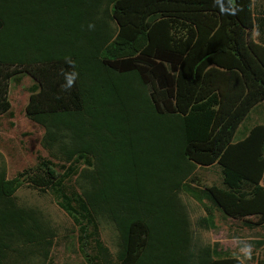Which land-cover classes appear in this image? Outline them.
Masks as SVG:
<instances>
[{"label":"trees","instance_id":"obj_1","mask_svg":"<svg viewBox=\"0 0 264 264\" xmlns=\"http://www.w3.org/2000/svg\"><path fill=\"white\" fill-rule=\"evenodd\" d=\"M18 67L38 82L26 115L62 163L0 168V264L19 245L47 255L38 214L16 203L24 184L51 191L81 238L113 227L112 262L96 238L87 264H242L194 247L178 195L202 206L206 230L213 208L264 224V124L238 129L264 101V0H0V114ZM41 69L75 79L41 84ZM214 164L223 187L186 186Z\"/></svg>","mask_w":264,"mask_h":264},{"label":"rangeland","instance_id":"obj_2","mask_svg":"<svg viewBox=\"0 0 264 264\" xmlns=\"http://www.w3.org/2000/svg\"><path fill=\"white\" fill-rule=\"evenodd\" d=\"M256 34L253 38L256 39ZM16 74L7 79V102L10 109L0 114V168L5 169L6 177L13 178L22 171L35 172L41 160H50L53 164H61L59 159L52 157L53 150L43 146L42 138L44 129L37 125L26 115L25 106L28 101L31 87L38 84L32 69L18 67ZM33 73V72H32ZM67 85V78L44 73L41 69V84L45 80ZM46 83V82H45ZM264 124V101L257 104L256 109L238 127L243 131L251 125ZM237 129V131H238ZM238 134V133H237ZM236 139V136L234 137ZM35 170V171H34ZM72 184L77 187V184ZM186 186L197 191L206 190L210 186L223 187L220 168L217 164L211 166L195 165L193 173L185 180ZM264 186V175L261 180ZM179 199L185 207V214L189 223L192 244L196 248L201 246H213L221 250H230L242 264H258L263 259L264 249V224H253L256 219L237 220L225 216L218 208L211 215L215 228L206 230L197 225L200 218L205 216L202 206L195 201L189 193L180 192ZM16 203L24 208L32 209L41 220L44 229V241L46 257L40 252L29 251L28 247L16 248L15 264H87L84 254L94 256L96 254L97 237L91 233L80 237L78 227L74 225L68 215L58 207L51 191H41L28 184L15 193ZM253 222L251 224L247 223ZM98 240L104 245L112 262L117 251V234L108 223H101L97 227ZM262 242L261 245L258 243ZM43 252V249L41 250Z\"/></svg>","mask_w":264,"mask_h":264},{"label":"clouds","instance_id":"obj_3","mask_svg":"<svg viewBox=\"0 0 264 264\" xmlns=\"http://www.w3.org/2000/svg\"><path fill=\"white\" fill-rule=\"evenodd\" d=\"M74 79H75V74H73L71 77H68L67 78V85H66V87H70Z\"/></svg>","mask_w":264,"mask_h":264}]
</instances>
